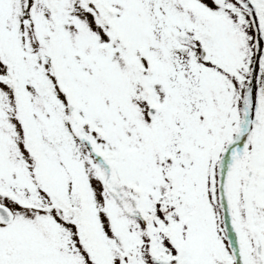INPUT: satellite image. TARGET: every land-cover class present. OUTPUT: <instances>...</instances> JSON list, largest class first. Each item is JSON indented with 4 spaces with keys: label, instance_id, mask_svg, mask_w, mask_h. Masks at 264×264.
Masks as SVG:
<instances>
[{
    "label": "snow or ice",
    "instance_id": "snow-or-ice-1",
    "mask_svg": "<svg viewBox=\"0 0 264 264\" xmlns=\"http://www.w3.org/2000/svg\"><path fill=\"white\" fill-rule=\"evenodd\" d=\"M0 264H264V0H0Z\"/></svg>",
    "mask_w": 264,
    "mask_h": 264
}]
</instances>
